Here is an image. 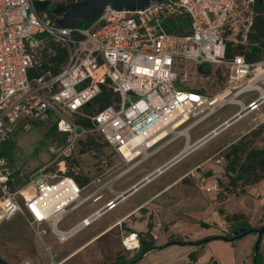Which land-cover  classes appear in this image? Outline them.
<instances>
[{"label":"built area","instance_id":"1","mask_svg":"<svg viewBox=\"0 0 264 264\" xmlns=\"http://www.w3.org/2000/svg\"><path fill=\"white\" fill-rule=\"evenodd\" d=\"M247 1L251 6L255 2ZM238 2L153 1L135 11L107 5L89 25L65 27L46 11H38L34 0H0V224L19 213L28 214L32 223L49 225L65 242L126 197L125 192L120 193L68 230L58 227L71 210L92 196L83 195L85 186H79L76 177L84 174L82 152L93 138H101L125 163H131L119 177L134 167V160L143 162L176 138L170 131L149 141L169 125L168 116L176 113L178 117L186 114L187 121L194 118L188 131L227 103L240 105L232 116L195 142H187L178 154L137 183L145 184L244 115L260 110L264 90L257 84L264 80V71L260 72L264 61L248 62L241 54L227 57L228 42L236 41L227 31L237 29L231 18ZM253 16L252 11L245 41ZM183 19L188 25H183ZM167 21L176 23L174 30ZM49 41L65 49V60L57 69L39 71L44 57L36 49L45 48ZM49 49L53 51L51 46ZM177 60L228 66V87L209 94L175 86ZM257 77L258 82L252 84ZM252 90H260V94L248 103L240 99ZM105 92L111 94V102L96 107L95 99ZM45 122H52L61 143L51 147L54 158L49 163L32 173L24 186H16L14 169L1 154L3 146L19 126L28 131ZM101 162L105 165L107 161ZM55 165L58 168L53 169ZM100 181L101 176L93 182ZM61 184L64 189L75 187L77 196L56 210L38 204ZM215 189L218 184L207 191ZM122 243L127 251L139 250V233L129 232Z\"/></svg>","mask_w":264,"mask_h":264},{"label":"rangeland","instance_id":"2","mask_svg":"<svg viewBox=\"0 0 264 264\" xmlns=\"http://www.w3.org/2000/svg\"><path fill=\"white\" fill-rule=\"evenodd\" d=\"M252 11L253 8L247 0H239L238 6L231 18L232 23L237 26V29H229L227 31L229 38L236 39V41H233L235 44L243 45L242 52L246 53L249 52L250 41L249 39L245 41L244 33L251 20ZM77 25L85 26L80 23ZM50 46L54 48L55 44L49 41L45 44V48H42L43 46L37 48V55L40 57L49 56L51 52ZM233 48V51L237 52L236 45ZM258 61H264V53L253 62ZM173 71L178 76L174 85L184 89H196L209 94H216L228 87L229 84L230 68L225 65L210 64L200 66L192 60H177ZM258 78L252 84H256ZM259 83L264 85L263 81H259ZM258 92L257 90L245 92L240 96V99L248 102L250 99L256 97ZM239 107L240 105L237 102H229L212 115L195 124L189 131L191 140H195L210 129V127L235 113ZM263 111L264 105L257 112L244 115L159 174L151 182L139 188L127 199L122 200L113 210L105 212L90 226L81 229L65 242L59 240L58 235L53 232L49 225L32 223L28 214L19 213L10 221L1 223V258L10 264H53L54 262H61L62 264H88L81 263L85 252L76 255L65 263L59 257L99 229L118 220L135 202L144 200L153 191L172 182L185 170L192 169V166L201 160L207 159L211 161L209 162V166L211 167L202 165L197 169L200 175H195L197 170L191 172L184 180L186 184H173L170 186L171 188H168L171 190L157 200L162 203L164 200H170L166 206L172 208V211L164 212L163 209L146 207L137 215V220L145 224L144 229L140 230L123 226V235L128 234L130 231H137L142 241L146 240L159 248L158 251H155L141 261L138 260L139 262L137 261L134 264H255V247L259 239L258 233L249 232L240 238L229 241L227 235L233 234L232 225L234 222H228L226 218H233L234 214H242L233 212L243 210L249 216L247 217L244 214L253 228H261L264 225L263 217L257 219V202L264 199V168L259 166L249 171H244L242 179L235 184L230 183L229 174L234 176L236 173L232 170L230 172L227 171L229 160L224 155L229 148H224L254 124L255 127L253 129L257 131L256 133H247V149L263 147ZM192 120L182 125L178 130H186L187 128L185 127ZM51 127L52 122L39 123L28 131L22 130L19 126L10 140L7 141L4 155L8 158L14 169L16 186H24L32 173L54 158L51 147L59 146L61 140L58 136L59 134L51 130ZM182 135L151 154L144 162L130 172L122 175L113 183V188L118 189L122 187L131 181L133 177L139 175L145 168H150L177 152L187 140V136L185 134ZM92 141L94 143L84 145L83 151H88V153L82 152L83 160L80 162L83 172L88 178L87 180H95V178L100 176V171L95 168V162L98 161L97 165L101 164L103 158L107 161L105 166L109 169L108 178L116 175L123 168V162L118 164L119 158L114 156L112 149L101 138L95 137ZM56 168H58V165L53 167V169ZM202 178L210 183H213L215 180V184H218V189L212 190V192L202 190L201 187L204 184L201 182ZM257 178H259L258 181H256ZM93 188L94 186L87 188L85 193L91 191ZM103 193L105 197L101 201L94 203L90 199L82 206L71 210L58 227L60 229L69 228L113 195L110 188H105ZM167 195L169 198H165ZM175 200L184 201V209L194 215L195 219L188 220V218L180 214L178 212L179 205L176 207L170 206ZM210 200L212 202L230 201L225 204L216 203L213 207H207L205 204ZM199 205L204 208H200ZM173 210L177 211L174 212ZM214 211L216 212L215 214L213 213ZM214 215L219 217V221L223 220L222 225H219L218 220L215 221L218 224H213L211 220H209L211 221L209 224L198 220L212 219ZM202 223L208 225H202ZM118 233L117 230L112 231L104 239H111L113 241H111L109 247L117 255L116 260H112L109 255L107 262L111 264H129L141 248L135 252L127 251L122 243L124 236L121 234L116 237ZM212 236L226 237L214 238L202 244H197L199 240L211 238ZM104 240H101L100 243L102 244ZM258 261L260 264H264V234L260 240ZM94 264L97 263L94 262Z\"/></svg>","mask_w":264,"mask_h":264},{"label":"crops","instance_id":"3","mask_svg":"<svg viewBox=\"0 0 264 264\" xmlns=\"http://www.w3.org/2000/svg\"><path fill=\"white\" fill-rule=\"evenodd\" d=\"M260 81H263L264 80H260ZM263 90H264V85L260 84L258 82V84ZM258 91V90H257ZM260 94V90L258 92V95ZM257 95V96H258ZM256 96V97H257ZM254 97V98H256ZM252 98V99H254ZM252 99H250L249 101H251ZM248 101V102H249ZM246 102V103H248ZM264 105V104H263ZM263 105L261 106V108L263 107ZM260 108V109H261ZM234 114V113H233ZM232 114V115H233ZM262 116H264V111L262 112ZM230 115V116H232ZM230 116L222 119L221 121H219L217 124L213 125L212 127H210V129H208L205 133H203L201 136L197 137L195 140H191V135L189 134L190 132V129L193 127H190L189 130H188V136H187V140L186 142L184 143V145L182 146V148H180L177 152H175L173 155H171L170 157L166 158L164 161L162 162H159L153 166H151L150 168H145V170H143L139 175L133 177L131 179V181H129L128 183L124 184L122 187L118 188V189H114L113 188V183L118 180L121 176L117 177L118 174L120 172H122L125 168H127L131 163H125L123 161V159L121 158V156L117 153H115L113 150L112 152L114 153V156L115 157H118V164L120 162H123V168L114 176L108 178L109 175H107L109 173V169L107 168V166H105L102 162L101 164H98V161H96V169L100 171V176H101V181L100 182H93L94 179L92 180H87V176L86 175H80L79 177H76V180L78 181V185L79 186H85V188H83V195L86 196V197H89L90 195H92L87 201H89L90 199H92V201L94 203H97L99 201H101L102 199H104L105 195L103 193V190L105 188H110V191L111 193L113 194L111 197H109L108 199L104 200L99 206H97L96 208H94L92 211H90L88 214L84 215L78 222H80L84 217L88 216L89 214L93 213L94 211L98 210L99 208L105 206V204L110 201L112 198L118 196L120 193L122 192H126L127 190L131 189L135 184H137L138 182H140L141 180H143L146 176H148L151 172H153L155 169H157L159 166H161L162 164H164L166 161L170 160L172 157H174L176 154H178L183 148L184 146L186 145L187 142H190V143H193L195 142L196 140H198L200 137H202L203 135H205L206 133L210 132L213 128H215L216 126H218L220 123H222L224 120H226L227 118H229ZM263 121H264V118H263ZM189 125H187L185 128H187ZM255 127V124L249 128L248 130H246L244 133H242L241 135H239L237 138H235L234 140H232L230 142L229 145H231L233 142H236L241 136L245 135L246 133H248L250 130H252L253 128ZM181 131V130H180ZM174 140V139H173ZM171 141H169L168 143H170ZM168 143L164 144L167 145ZM226 146L224 149L228 148L229 147ZM163 146V147H164ZM201 146V145H200ZM198 146V147H200ZM162 147V148H163ZM197 147V148H198ZM196 148V149H197ZM195 150V149H194ZM104 159V158H103ZM83 160V158L81 159V161ZM102 161V160H101ZM145 161V160H144ZM143 161V162H144ZM136 160H134L132 163H134V167L132 169H134L135 167H137L139 164H136L135 163ZM211 162L210 160H207V159H204V160H201L199 163H197L196 165L192 166L193 168L192 169H187L185 170L184 172H182L180 175H178L172 182L166 184L165 186H163L162 188L160 189H157L155 191H153L149 197H146L144 200H141V201H137L135 202L127 211H125L122 216L116 220L115 222L111 223L110 225H107L106 227H103L101 229H99L98 231H96L95 233H93L92 235H90L89 237H87L84 241L80 242L79 244L75 245L72 249L66 251L65 253H63L59 259L65 263L69 260H71L72 258H74L76 255H80V254H83L84 252V255L82 257V262L81 263H88V264H94L97 263V264H111V263H108L107 262V257L110 255V258L112 260H114L117 255H115L112 251V248L109 247V244L111 243V239H107V240H104L105 237H107V235L109 233H111L112 231H115L117 230V233L118 235L116 234V237L117 236H120L121 234L123 235L124 232H123V226L125 227H128V228H133V229H144L145 227V224L143 222H140L137 220V215L141 213V210H143L144 208L146 207H153L155 209H163L164 212H169V211H172V208H169L166 206V204H168L167 202H169L170 200H164L163 203L162 202H159L157 200H159L160 198L163 197V195H165V193L169 192L170 190L168 189L170 186H172L173 184H177V185H181L182 183L183 184H186L184 182V180L186 179V177L193 171L197 170L199 167H201L202 165H210ZM212 165V164H211ZM211 167V166H209ZM131 169V170H132ZM131 170H129L128 172H130ZM103 171H105L103 173ZM126 172V173H128ZM124 173V174H126ZM123 174V175H124ZM195 175H200L199 171L197 170V172L195 173ZM117 177V178H116ZM157 176H155L154 178H156ZM98 178V177H97ZM154 178H152L151 180H149L148 182H151ZM96 180V178H95ZM146 182V183H148ZM201 182H203L204 184L202 185L201 189L206 191V192H212V191H207V188L208 187H213L215 184V180L213 183H210L209 181L205 180L204 178L201 179ZM89 183V184H88ZM145 183V184H146ZM110 184V186H108ZM145 184H143L142 186H144ZM91 186H94V188L89 191V192H86V189L91 187ZM142 186H140L139 188H141ZM75 188V187H74ZM139 188H137L135 191H137ZM171 188V187H170ZM76 189V188H75ZM135 191H133L132 193H130L128 196H126L124 199H127V197H129L130 195H132ZM98 196H100L99 198H97ZM97 198V199H95ZM165 198H169V196H165ZM176 198H179V197H176ZM122 199V200H124ZM120 200L118 202V204L122 201ZM86 201V202H87ZM97 201V202H96ZM230 200H223V201H217V202H212L211 200L209 202H207L205 205H207V207H213L216 203L217 204H220V203H226ZM85 202V203H86ZM84 203V204H85ZM117 204V205H118ZM83 205V204H82ZM80 205V206H82ZM179 205V209H178V212L180 214H182L183 216H185V218H188L189 219H195L194 215H192L189 211H186L184 208V201L182 202V200H175L173 204H171L170 206H178ZM79 206V207H80ZM200 208H204L203 206L199 205ZM117 207V206H116ZM174 212L177 211V210H173ZM150 213V212H149ZM214 214L216 213L215 211L213 212ZM233 213H242V214H245L243 212V210H238V211H234ZM257 213H258V217H263L264 218V199H261V200H258L257 202ZM261 214V215H260ZM246 215V214H245ZM220 216V215H219ZM247 216V215H246ZM181 217V216H180ZM249 217V216H247ZM65 218V217H64ZM216 218V219H215ZM250 219V218H249ZM64 220V219H63ZM62 220V221H63ZM197 220V219H196ZM199 221L201 220V222H206V223H210L211 221L214 223H217L215 221L218 220V223L219 225L223 224V220H220L219 221V217H216L214 215V217L212 219H209V218H206V219H198ZM211 220V221H209ZM61 221V222H62ZM60 222V223H61ZM78 222H76L75 224H77ZM59 223V224H60ZM217 223V224H218ZM73 224V225H75ZM72 225V226H73ZM90 226V225H89ZM224 226V225H223ZM71 227V226H70ZM69 227V228H70ZM88 227V226H87ZM69 228H64L62 230H68ZM221 231V230H220ZM130 232H133V231H130ZM137 232V231H136ZM76 234V233H75ZM126 235V234H125ZM123 235V236H125ZM199 236V235H198ZM101 240H104L102 241V244L100 243ZM67 241V240H66ZM113 242V241H112ZM159 248H154V249H151L150 251L146 252L143 257L139 260H143L144 258L150 256L151 254H153L155 251H158ZM138 251V250H137ZM135 252V251H134ZM116 260V259H115ZM138 261V262H139ZM179 262V261H178ZM177 264H180V263H177Z\"/></svg>","mask_w":264,"mask_h":264},{"label":"trees","instance_id":"4","mask_svg":"<svg viewBox=\"0 0 264 264\" xmlns=\"http://www.w3.org/2000/svg\"><path fill=\"white\" fill-rule=\"evenodd\" d=\"M254 17L252 21V25L250 26V30L248 32L247 40L249 39V52H242L243 45H237L233 41L228 42L227 47V57L232 58L236 54H241L245 56V59L248 62L255 61L258 56H261L264 53V0H255L252 5ZM80 24L89 25L90 22H83L79 21ZM168 28L170 30H174L176 27V23L174 21H167ZM183 25H188V20L183 19ZM234 45L237 47V52H234ZM66 52L65 49L61 46L55 45L53 51L49 54V56H45L42 61L41 65L39 66V71L42 69L53 68L57 69L60 64H62L65 60ZM110 93L105 92L104 95L95 99L94 103L97 105L104 106L111 102ZM51 130L56 131L54 125H52ZM257 130L252 129L248 133H256ZM247 133L241 136L236 142H233L229 145V150L224 155L227 160H229V164L227 166V171L230 172L231 170L234 171L236 174L232 176L229 174L230 183L235 184L237 181L244 177V171H249L252 168L261 167L264 168V146L260 148H248L247 149V142H246ZM6 142L3 146L1 154L4 155L5 149L7 146ZM94 143V141H90L89 144ZM244 154H246L244 156ZM242 168V169H241ZM257 178L256 181H258ZM228 222L233 221L234 224L232 225L233 234L227 235V239L229 241L235 240L237 238L242 237L243 235L249 232H256L257 230L253 228L248 220V218L244 214H234L233 218L228 217L226 218ZM202 225H208L206 223H202ZM263 236V235H262ZM258 239L257 245L255 247V264H260L258 261V250L260 245V240ZM226 236H212L211 238L199 240L197 244H202L210 239L214 238H225ZM157 248L154 244L147 242L146 240H141V250L139 253L133 258V260L129 264H134L138 260H140L143 255L150 251L151 249ZM0 259L1 256H0Z\"/></svg>","mask_w":264,"mask_h":264},{"label":"water","instance_id":"5","mask_svg":"<svg viewBox=\"0 0 264 264\" xmlns=\"http://www.w3.org/2000/svg\"><path fill=\"white\" fill-rule=\"evenodd\" d=\"M163 2L165 0H34L35 8L38 11H46L50 16L65 27H74L79 21L94 22L98 19L107 5L114 6L117 10L127 9L131 11L147 8L151 2ZM144 183H139L131 190L126 191L124 196H128ZM258 237L264 234V225L256 228ZM0 264H10L4 259H0Z\"/></svg>","mask_w":264,"mask_h":264},{"label":"bare ground","instance_id":"6","mask_svg":"<svg viewBox=\"0 0 264 264\" xmlns=\"http://www.w3.org/2000/svg\"><path fill=\"white\" fill-rule=\"evenodd\" d=\"M263 71L264 70L260 69V72H263ZM253 83H254V81H253ZM187 118H189V117L186 114L181 115L179 117H178V114H176V113L172 114L171 116H168L167 123L169 125L164 130H162L160 133L151 137L149 141L150 142L155 141V140L161 138L162 136L167 135L170 131H173V133L176 137H178L182 134H186L188 136L187 129L184 131L178 130L182 125H184L185 123L188 122ZM210 139L211 138H209V140ZM207 141H205V143ZM203 144H204V142H203ZM203 144H201V145H203ZM126 153L129 156L130 155L133 157L135 156L134 152L130 153L129 151H126ZM63 187H64V184L57 186L55 188L54 192L47 194V195L43 196L41 200H38V204H42L46 208H51V209L56 210L57 208H59L60 206H62L63 204H65L66 202L72 200L73 198H75L77 196V192H76V189L74 187L71 186V187H68L65 189ZM64 196L66 198L64 200H61ZM55 223H56V221H54V224Z\"/></svg>","mask_w":264,"mask_h":264},{"label":"flooded vegetation","instance_id":"7","mask_svg":"<svg viewBox=\"0 0 264 264\" xmlns=\"http://www.w3.org/2000/svg\"><path fill=\"white\" fill-rule=\"evenodd\" d=\"M62 1H66V2H69V1H71V0H62Z\"/></svg>","mask_w":264,"mask_h":264}]
</instances>
